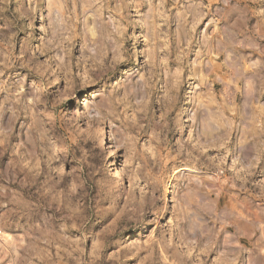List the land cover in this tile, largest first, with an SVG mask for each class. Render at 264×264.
<instances>
[{
  "label": "rangeland",
  "instance_id": "obj_1",
  "mask_svg": "<svg viewBox=\"0 0 264 264\" xmlns=\"http://www.w3.org/2000/svg\"><path fill=\"white\" fill-rule=\"evenodd\" d=\"M0 264H264V0H0Z\"/></svg>",
  "mask_w": 264,
  "mask_h": 264
},
{
  "label": "bare ground",
  "instance_id": "obj_2",
  "mask_svg": "<svg viewBox=\"0 0 264 264\" xmlns=\"http://www.w3.org/2000/svg\"><path fill=\"white\" fill-rule=\"evenodd\" d=\"M106 61V60H105ZM7 241V239H5Z\"/></svg>",
  "mask_w": 264,
  "mask_h": 264
}]
</instances>
